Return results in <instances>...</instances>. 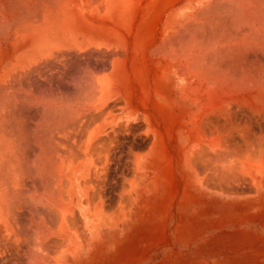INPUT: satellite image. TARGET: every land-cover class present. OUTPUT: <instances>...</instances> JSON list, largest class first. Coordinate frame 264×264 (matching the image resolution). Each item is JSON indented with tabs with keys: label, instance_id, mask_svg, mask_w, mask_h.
<instances>
[{
	"label": "rangeland",
	"instance_id": "obj_1",
	"mask_svg": "<svg viewBox=\"0 0 264 264\" xmlns=\"http://www.w3.org/2000/svg\"><path fill=\"white\" fill-rule=\"evenodd\" d=\"M6 1L0 0L2 6L5 5L1 6L2 11L5 7L12 13L19 10L15 14L9 10L0 13L4 16L7 12L5 15L12 17L4 16L12 23L2 20L5 24L0 27V32L5 30V33H0V75L3 73L0 76V107L5 112L8 109L11 119L15 118L19 123L14 131L22 133L26 146L29 143L32 148L35 141L33 149L27 147V150L31 149L27 151L30 157L34 155L35 146L36 149L42 145L45 148V143L55 144L59 137L57 140L60 142L57 141L56 145H63L60 151L64 153L57 150L54 154V159L60 158L56 163V173L66 181L69 159L74 166L77 195L71 212V231L62 227L60 220L50 218L46 223L54 229L52 238L59 237L63 241L57 264H264V189L250 191L244 185L238 190L231 189L233 192L228 187L224 191L195 178L194 172L184 163L186 152L182 145V128L188 119L183 114L191 113L193 103L181 98L177 84L180 77L174 73L167 75L158 60L163 52L162 45L174 35L178 36L180 26L209 0H61L62 6L56 4L58 0H50L49 3L46 0L47 4L41 0V8L40 0H32L35 3L28 0L32 5L23 0H20L24 2L21 4L16 0ZM43 2L54 8L49 19ZM22 4H27L26 13L23 11L25 7L19 6ZM21 14L25 18L28 14V20L20 17ZM13 15L19 17L16 19ZM45 17L47 20L43 25L62 37L46 46L36 39V25L45 21ZM24 20L27 23L30 20L29 24L25 25ZM6 23L8 28H12L11 33ZM21 26L24 30L20 29ZM5 78L13 82L9 79L7 82ZM44 101L50 108L59 104L56 105L58 109L53 108L60 112L49 111ZM21 105L22 109H19ZM15 109L16 112L13 111ZM19 110L26 117L23 118ZM53 111L54 114L49 115ZM40 123L45 124H42L43 129L38 127ZM85 131L87 139L82 137L84 143L86 140L89 143L84 148L82 142L84 154L73 160L72 154L77 151H71L74 150L71 144L77 142V150L81 151L79 142ZM36 136L46 138V141L40 138L45 143L37 141ZM104 140L109 143L105 144ZM93 141H97L96 145ZM98 141L103 142L101 147L97 146ZM66 143L72 147L68 148ZM56 145L47 146L56 148ZM47 146L46 152L50 149ZM63 148H67V154ZM88 148L94 153L89 152L91 155H88ZM100 148L103 149L99 151ZM47 154L50 156L49 152ZM29 156L26 159L31 160ZM29 160L25 161V167L31 176L26 174L29 184L25 182V188L33 189L24 188L25 195L37 190L42 192L44 180H48L45 183L49 186L44 190L51 189L54 178L46 172L44 179L41 178L43 181L39 179L34 175L36 163ZM31 177H35L32 179L34 183ZM49 177L53 180L49 181ZM30 202L24 206L27 211L22 209L20 213L23 215L19 213V220L24 229H29V225L31 229H38L37 226L43 222L42 210L40 215L38 209L41 208ZM24 215L28 217L24 218ZM46 217L48 220V215ZM51 220L54 224L56 221L55 226ZM28 237L27 245L26 242L22 244L21 259L14 252L0 248V264H29L33 261L40 250L33 235Z\"/></svg>",
	"mask_w": 264,
	"mask_h": 264
},
{
	"label": "bare ground",
	"instance_id": "obj_2",
	"mask_svg": "<svg viewBox=\"0 0 264 264\" xmlns=\"http://www.w3.org/2000/svg\"><path fill=\"white\" fill-rule=\"evenodd\" d=\"M16 1H19L18 3L21 4L24 2L27 3L28 0H23L24 2L23 1L20 2V0H16ZM30 1L31 3H35V2H32V0ZM30 1L28 2L30 3ZM49 1L50 0H48V3ZM59 1L61 0H58V3L56 4H60L61 2ZM6 2H8V0ZM55 2H53L54 6L56 5ZM45 3H46V0H45ZM26 5L22 4L19 6L25 7ZM1 6L2 4L0 3V13L3 11L9 12L11 10V9L10 10L8 9L9 10L8 11L6 10V7H5V10L3 9L2 11L1 9L5 5H3L2 7ZM28 6L29 8H32L30 7V5ZM49 6H46L44 4V7H45L44 12L47 14L48 19L49 17L53 16L51 14H53L54 12V8H51ZM51 6L53 7L52 3H51ZM41 7H42V1H41L40 8ZM36 8L34 10H36ZM200 8H201L200 11L197 12L193 17L191 16V19L187 20V22L182 25L180 24L181 25L180 29H178V32H180V34L178 36L174 35V37H172L168 41L166 40L167 43L162 45L163 52L158 59L161 69L165 71L167 75H171L174 73V74H177L178 77H180L179 80H177V84L180 86L179 90L181 93V98L185 99L186 101L189 100L190 102L193 103L194 108L192 109L191 113L183 114L185 116L187 115L186 118H188L182 128V140H183L182 145L184 144V150L186 152L184 163L191 171L194 172V176L198 181L200 182L202 181L204 182V184L208 186L211 185L210 187L212 186L216 188L218 187L220 189H223L224 191L228 187L230 188V191L233 192V190L231 189L238 190L239 187H243L244 185H247V188L250 191L263 190L264 189V0H209L207 4L203 5V7H200ZM18 10H16L15 13ZM20 10H23V9H20ZM25 10L26 11L28 10L27 7H25L23 11L25 12ZM178 11L180 12V10ZM33 12L34 11H32V14ZM15 13H12V14H15ZM25 13H22V14H25ZM1 14H0V18L2 17V19H0V27L2 26L4 27L5 23L3 24L2 20L6 21L7 18H9L10 16L8 17L7 15L4 14V16H7V18L5 17L6 18L5 20L3 18L4 16H2ZM22 14L20 17L25 16ZM46 14H43V15L45 16ZM173 14H176V13H173ZM18 15L20 14L18 13ZM18 15L16 16L13 15V16H15L17 19ZM27 16L26 18L28 20L29 17ZM189 16H190V13H189ZM10 18L12 19V17ZM22 18L20 19L21 20L26 19L25 17L23 19ZM44 20L45 21L39 20L42 23L36 25L38 27V32L36 33V39L41 41V43H44L45 46L48 43L54 44L55 42H58L59 40H61L62 39L61 36H58L56 32L51 30V28L48 27L47 25H43V23L46 22L47 18L45 17ZM91 20H94V19L92 18L90 19V21ZM182 20L184 21V19ZM10 21L12 23V20ZM10 21L7 20V22H10ZM24 21H25V25L29 24V21L28 23L26 22V20ZM99 22H103V21L99 20ZM15 23L18 25L17 22ZM62 23H65V22H62ZM1 24L3 25L1 26ZM5 26H7V23ZM22 26L20 29L24 30ZM75 27H77V25ZM69 28H71V25ZM8 29L10 30L12 28H8ZM2 32L5 33V30L1 31L0 33L3 34ZM10 33H11V30H10ZM90 33H93V32H90ZM174 34H177V32ZM6 35H3L4 38L6 37ZM41 48H44V47H41ZM74 48L76 47L74 46ZM22 67H25V66H22ZM15 71H17V69ZM21 72L23 73V70ZM16 73H18V71ZM7 74L5 76H7ZM13 75L15 76L14 73ZM9 78H5V80L8 82ZM101 80L104 81L102 78ZM10 81L11 80L9 79V82ZM12 82L13 81H11V83ZM14 84H15V81H14ZM16 92L18 94V90ZM24 100H26V98H24ZM45 102L46 101H44V103ZM53 104L55 105L56 102H54ZM56 105H59V104H56ZM56 105L55 106L51 105V107L53 106L55 107V109H58L56 108L57 107ZM22 106L23 105H21V108H19L18 106V108L22 109ZM53 107L50 108L49 106L48 110L50 109L49 111H51V109H54ZM5 110L6 112L4 111L3 107H0V248L2 250L5 249L6 251L14 252L16 254V257L19 259L21 257L20 251L22 248H24L22 247V244L26 242V245H27V240L29 238L28 236L33 235L35 243H37V248L40 251L34 256L33 261H29V264H57L59 263V260H60V254L62 252V245H63L62 242L63 241L59 237H57L56 239L52 238L54 229L46 225V223L50 221V218L53 219V221L60 220L61 226L66 228L67 231L69 232L71 231L70 230V224L72 223L71 212L73 210V205L75 203L76 195H77V183H76V178L74 176L73 162L71 161V159L68 160L67 173L65 175L66 181H65L63 180V177H61L59 173H56L58 170V168H56V163L57 161H59L58 159L60 158H58L57 155H55L58 159L57 160L54 159L55 158L54 154L57 153V150L59 151L62 150L61 147L63 146V145L60 146L59 145L60 143L56 145L57 141L60 142V140H57L59 137L56 140L55 139L51 140V141L55 140L56 142V143L54 142L55 144H52L53 142L48 143L49 145L50 144L52 146L56 145L57 147L50 148L49 146H47L48 144L43 142L44 140L46 141V138L43 139L40 136L39 138L36 136L37 141L39 139L40 143L41 142L42 144L45 143L44 144L45 148L42 147L43 145L42 146L39 145L40 147L37 146L39 149L38 148L36 149V146H35V152L34 153L32 152L34 155L30 157L28 154L29 152L27 153V151L34 148L33 146L35 145V141L33 143L34 145L31 144L32 142L30 143V145H32V148L29 146V143L27 144V146L25 145L26 141L24 140V137L21 135L22 133L18 134L17 132L14 131L17 121H15V118L11 119V115L8 109H5ZM13 111L16 112V109ZM23 111H25V109H23ZM63 111L65 112V110ZM21 112L22 111H20L19 113ZM58 112L60 111H57V113L55 114H58ZM23 114L24 113L22 112L21 116L23 118L26 117L25 114L24 116ZM50 114L53 115L54 111L52 113L50 112L49 115ZM56 121L58 122V119H56ZM64 122L65 121H63V124ZM21 124L23 126V122H21ZM42 124L41 126L38 125V127L42 128L45 125L44 124L42 126ZM18 125L19 123L17 124V126ZM48 125H51V124L48 123ZM22 126L20 125L21 128H23ZM24 126L26 127V124ZM70 126H71V123H70ZM56 127L54 128L56 129ZM37 128L35 127V129ZM48 129L51 130V128L49 127ZM24 131H26V129ZM53 131L55 132L54 129ZM62 132H65V130ZM83 133L84 132H82L81 137L84 136L85 139H87L86 131H85V135ZM62 134L63 133H61V135ZM67 135H69V133ZM29 136H31V134ZM50 136L52 138V135ZM99 137L100 136L98 135L97 136L98 140H99ZM40 138H42L43 141H41ZM97 138L95 139L97 140ZM69 139H72V138H69ZM83 139H84L83 137L80 139V141L82 140L81 142H79L77 139L75 140H77L80 143L79 145L81 146V144H83L85 140ZM100 140L103 141V139H100ZM28 141H30V139H28ZM86 141L84 143V148H85V144L87 145L89 143ZM102 141H98L99 145L97 146L101 147L100 143ZM47 142H50L49 139ZM105 142L107 144L109 143L104 140V143ZM96 143L97 141L94 142L93 145H96ZM101 144H103V142ZM66 145L68 148L74 145V148H72L74 150H71V151L74 152L76 150L77 152H80V153H77V152L75 153L76 155L78 154V156H75V154H72L74 155V157H71L72 159L76 157L79 158L81 157V155L84 154V152L82 154V151L84 149L82 148L83 145L81 147L79 146V150L82 148L81 151L77 150L78 149L77 142L72 143L71 144L72 146L67 143ZM28 146L31 149L27 150ZM46 146L51 149V152H50L49 151L50 149L48 148L49 149L48 152L50 153V156L47 154L48 153L46 152L47 150H45ZM75 146H77V148H75ZM89 147H90V144H89ZM102 149L100 148V150L99 149L98 150L101 151ZM64 150H65V153L67 154L66 152L67 148ZM93 151H96V150H93ZM60 152L64 153V151H60ZM89 152H91V149H89V151L86 153H88V155H91L94 153V152L93 153L91 152L90 154ZM28 156L29 158H31V160L26 159V157L28 158ZM82 157L84 158L85 156H82ZM26 160H29L30 162L33 161L36 163L34 175L36 174L38 177H40L39 179L41 178L44 179L43 175H46L45 174L46 172L50 173V176L53 177L54 180L49 177L50 179L49 181L53 180V182H51L52 184L55 181L53 186L51 185V183H49L52 186V187L50 186L51 189L46 188L44 190V188L47 186L46 185L47 183L45 182H48V180H44L45 182L43 184H45V186L44 188H42L43 190L39 188V190H42V192L40 191L37 192L38 190L35 187V189L37 190L36 193L31 192L30 194L25 195L26 193H24V188L25 186H27L26 184H29L27 183L29 179L28 181H26L27 179L26 176L28 175L26 172L29 171V170L26 171L27 170V168L25 167ZM28 176H31V174ZM34 178L35 177L33 178L31 177V182H32V179L35 180ZM36 182H39V181H36ZM32 183H34V181ZM41 186L43 187V185ZM26 189H33V188H25V190ZM30 201L36 204L37 207L41 208V209H38L39 214H40V210H42L43 212V213L41 212L43 216L42 217L43 222L41 224V221H40L41 225L37 226V228L39 227L38 229L36 228L31 229L30 225H29L30 230L24 229L22 228L21 222L19 220L20 219L19 213L21 212L22 209H24L25 204H27ZM26 211L27 209L25 210V212ZM32 213L34 212L32 211ZM37 213H36V216L38 215ZM20 214L23 215V212ZM25 215H24V218L28 217V216L25 217ZM46 215H48L49 217L48 220H46L47 218ZM31 216H32L31 218H33V214ZM20 217H22L23 219V216L20 215ZM53 221L52 223L55 226L56 221H55V224ZM29 231L33 232L32 235H29L30 234ZM70 240L72 243L73 239L71 238V236H70ZM30 242L33 243V241H30ZM28 249H30V247ZM34 251H35V248H34Z\"/></svg>",
	"mask_w": 264,
	"mask_h": 264
}]
</instances>
